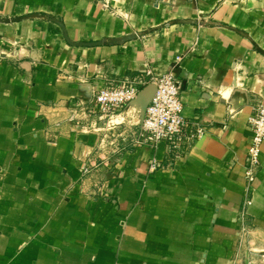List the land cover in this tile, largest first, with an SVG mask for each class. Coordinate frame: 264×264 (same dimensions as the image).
<instances>
[{"label": "crops", "instance_id": "1", "mask_svg": "<svg viewBox=\"0 0 264 264\" xmlns=\"http://www.w3.org/2000/svg\"><path fill=\"white\" fill-rule=\"evenodd\" d=\"M177 56L203 135L135 139L139 109L100 151L104 77L148 80ZM259 103L264 0H0V264H264V140L243 238L238 219Z\"/></svg>", "mask_w": 264, "mask_h": 264}, {"label": "built area", "instance_id": "2", "mask_svg": "<svg viewBox=\"0 0 264 264\" xmlns=\"http://www.w3.org/2000/svg\"><path fill=\"white\" fill-rule=\"evenodd\" d=\"M179 60L180 57L177 56L170 69L160 74H153L148 80L139 75L134 77H104L105 83L94 91L92 101V108L97 113L98 123L94 121L89 125V129L101 132L99 138L100 151L110 146L109 152L114 154L120 150L121 143L127 142L128 135L126 132L115 133L109 131L111 128L109 127L110 118L124 104L136 97L139 84L147 82L154 83L155 91L145 108L143 117L135 123L139 125L140 129L139 132L132 133L135 135V139H141L148 143L163 140L169 145L186 150L193 141L203 135L206 128L202 124L189 122L183 114L181 81L178 73L175 72ZM248 125L251 131V139L243 162L244 186L238 209L241 238L249 231L247 208L253 202V181L259 168L261 145L264 140V104L259 103L255 106L254 111L248 116ZM117 136L118 139H116ZM116 140L117 142H115ZM83 154V156L89 157L87 152ZM99 158L104 159L101 156ZM158 166L159 162L156 159L150 158L148 160L149 171L156 169ZM261 256L264 258V253Z\"/></svg>", "mask_w": 264, "mask_h": 264}, {"label": "rangeland", "instance_id": "3", "mask_svg": "<svg viewBox=\"0 0 264 264\" xmlns=\"http://www.w3.org/2000/svg\"><path fill=\"white\" fill-rule=\"evenodd\" d=\"M126 104H124L123 107H121L117 112H115L110 118V126H109L111 127L109 130L110 132H115V133H118L120 131L125 132L134 123L132 121L133 118L138 117V110H139L138 106L134 105L135 106L134 108L131 106H128L126 108L124 107Z\"/></svg>", "mask_w": 264, "mask_h": 264}, {"label": "water", "instance_id": "4", "mask_svg": "<svg viewBox=\"0 0 264 264\" xmlns=\"http://www.w3.org/2000/svg\"><path fill=\"white\" fill-rule=\"evenodd\" d=\"M154 91H155V85H154V83L150 82L147 85H145L144 87H142L138 91L136 97L134 99H132V102L134 104H136L141 111V118L144 115L145 108H146L152 94L154 93Z\"/></svg>", "mask_w": 264, "mask_h": 264}]
</instances>
